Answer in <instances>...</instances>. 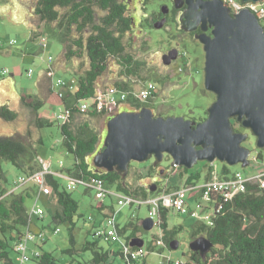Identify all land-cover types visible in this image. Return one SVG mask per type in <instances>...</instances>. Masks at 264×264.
<instances>
[{"label": "rangeland", "instance_id": "obj_1", "mask_svg": "<svg viewBox=\"0 0 264 264\" xmlns=\"http://www.w3.org/2000/svg\"><path fill=\"white\" fill-rule=\"evenodd\" d=\"M34 4L35 0H0V106L7 105L9 109L17 113V118L12 122L0 119V136L25 133L30 130L34 140L40 137L41 142L35 145L37 160L40 164L48 162L52 171L60 172L54 178L60 184V188L66 189V176L70 174L68 170L73 168L74 157L62 145L60 130L62 122L53 118L54 115L63 109V106L45 103L40 113L42 117L51 120L52 124L49 127L37 130L32 125L31 112L21 103L20 96L28 92L27 94L46 100L48 94L38 89V82L43 77L44 70L48 64L55 62L58 64L54 79L60 77L66 83H75V75L82 73L88 68L89 60L85 53L79 59L71 61H65L61 58L62 45L55 38L44 32V24L40 23L37 17L33 15ZM162 5H167L166 0H151L147 4L143 0H129L127 2V15L133 19V25L132 30L123 39L125 50L135 61L143 63V68L150 71L153 75L160 78L167 77L164 83L154 82L151 78L149 79L156 85V95L148 102L153 114L157 115L160 113L163 118L176 116L183 117L185 120L201 122L207 116V108L215 100L214 94L207 92L203 86L204 52L202 45L189 33L180 29L179 14L171 16L169 25L163 29L150 28L148 24H153V19ZM96 11L100 15V11L98 9ZM33 30L45 36L47 41L46 49L40 46L38 37L33 38ZM10 41H14V43L10 45ZM173 48H176L180 54L171 65L164 66L161 60L162 54ZM49 58H51L50 63L48 61ZM180 68L181 70H179ZM30 69L32 70V76L27 77L26 72ZM4 70H7L6 74H2ZM121 80L128 81L133 89L144 83L137 77L124 78L118 62L112 59L108 63L106 72L98 78L97 87L100 90L112 89L114 88V83ZM128 109V106L120 105L113 109L111 114H106L107 116L89 119L90 125L99 134L100 146L105 136L107 118L116 112L127 111ZM81 119L82 117H77L75 122ZM240 132L248 133L243 128ZM242 145L250 150V163L245 168H242L239 164L228 166V175L233 172H240L243 177H250L264 172V149L256 148L255 138L251 135ZM259 153L262 155L261 160L257 158ZM166 156L160 163L161 169L165 172L162 177H158L159 184H157L156 188L160 190H170L167 179L171 174L177 176L180 173L182 175L177 186L183 184L187 177V174H182L180 168L172 170V166H170L171 158H166ZM91 158L92 155L89 156L88 161H91ZM252 158H256L257 163L252 164ZM152 164V158L143 163H130L129 173H131L127 174L126 179L131 189L147 188L149 185L154 184L152 177L157 175L158 168L151 169ZM222 164L225 163L218 161H214L212 164L198 162L190 169L189 173H199V182H201L211 176L209 174L210 171L222 176ZM210 166L211 169L209 170ZM1 170L6 179L4 185L7 188H11L13 181L22 175L18 169L4 160L1 161ZM105 187L116 193L114 185L105 183ZM19 191L17 190L15 193ZM68 192L78 205L72 230L76 253L69 256L61 252L71 246L68 231L70 225L67 222H52L50 215L45 211L44 197H40L37 201L35 198L26 201V207L29 211L35 206L36 210L43 213L42 219L32 215L30 230L35 237L32 241H28L26 245L27 255H30L31 251L36 249L39 252H51L61 264H82L91 258L90 251H82V246L85 242L92 243L94 241H97V245L103 250L118 252L121 247L120 241L126 240L131 233V229H128L120 236V241L113 243L95 238L93 236L94 228L92 222L88 221V218H93L96 224L104 219V214L99 210L102 204L106 213H115V221L118 227L122 228L127 223H132L136 226V237L143 240L141 250L144 253L152 250L148 252L146 264H174L175 261L184 264L189 261V243L193 240L191 230L192 226L197 222L195 218L181 215L171 209L168 210L167 222L169 228L178 225L183 227V230L176 236L178 247L172 250L167 248L165 244L162 246L154 245V241L162 233L157 225L150 231L142 229L140 223L148 217L149 206L147 204L142 203L139 206L136 204L117 205V197L115 195L107 196L100 201L95 197L94 190L85 191L82 185H77L74 191ZM191 195L188 192L187 198L188 203L193 205L195 200ZM199 201L203 205L206 203L201 199ZM56 206V201L50 204V208H55ZM78 215L82 217H78ZM55 228L59 229L56 234L53 232ZM38 232H42L45 237L43 243H40L36 238ZM10 257L15 264L19 263V257L16 253L11 252ZM167 258H169L171 263H167ZM109 262L124 264L119 256L110 257ZM0 264L3 263L0 262ZM24 264H34V262L30 260Z\"/></svg>", "mask_w": 264, "mask_h": 264}, {"label": "trees", "instance_id": "obj_2", "mask_svg": "<svg viewBox=\"0 0 264 264\" xmlns=\"http://www.w3.org/2000/svg\"><path fill=\"white\" fill-rule=\"evenodd\" d=\"M128 1L35 0L33 15L37 17L40 23L44 24V32L62 45L61 58L65 61H71L79 59L85 53L89 60V66L82 73L75 75V90L66 92L61 99L54 94L51 80L44 74L38 84V89L41 92H47V99L43 100L37 96L24 93L20 96V101L30 110L32 125L37 130L49 127L52 124L51 120L41 116L40 111L45 103L62 105L72 111L71 117L60 125L62 145L74 157L73 168L68 170L72 176L82 179H101L106 184L114 185L116 192L146 198L161 190L156 188L155 191L151 192V185L147 188L131 189L126 178L122 179L115 171L96 170L91 161H88L89 156L101 147L99 146V134L90 125L89 119L107 116V113L106 111H93L80 114L77 108L80 100H88L100 90L97 87V80L106 72L108 63L112 59L118 62L121 67V74L126 79L137 77L145 82L151 78L154 82L158 81L160 83L167 80V77H157L144 69L143 63L135 61L125 50L123 39L132 30L133 25L132 18L127 15ZM143 1L147 4L151 0ZM96 9L100 11V15ZM148 26L151 28L152 24H148ZM32 34L33 38L40 35L39 32L34 30ZM114 88L128 93L137 90V88L133 89L128 81L123 80L115 82ZM150 100L139 102L128 98L122 105L129 107L127 111H138L143 107L151 109L148 103ZM154 116L163 117L160 113L154 114ZM77 117H82V119L75 122ZM16 118L17 113L9 109L7 105L0 106V119L12 122ZM231 123L235 132L242 131L241 125L235 119H232ZM31 134V131L27 130L25 133L0 136V262L3 264H15L10 257V253H16L14 244L22 235L23 228L25 229L30 223L26 201L34 198L36 192L33 187H26L18 193H8V189L4 185L6 179L1 170V161L9 162L22 174H30L40 170L42 164L37 160L35 145L39 144L41 139L38 137L34 140ZM257 158L261 160L262 155L259 153ZM177 168L182 170V174H187L185 184L192 185L200 181L199 173L192 174L189 173L190 170L172 166V170ZM228 173V166L222 164V176H227ZM181 178L180 173L177 176L169 175L167 179L169 189H175ZM47 182L57 204V209L50 216L51 221L54 223L67 222L70 225L68 231L71 246L61 252L71 256L76 253L72 230L78 205L66 189L60 188V184L56 179L48 177ZM208 204L209 207H206V209L208 210L211 207L213 209L209 221L206 223L197 221L192 226L191 237L195 239L201 235L205 236L212 242L213 246L205 257L189 250V261L184 264H264V189L258 188L254 183L247 182L242 192L231 197L217 194L211 197ZM99 210L102 211L104 217L107 214L115 215L114 212L106 213L102 204ZM168 212V209L159 210L158 227L162 232L161 240L163 244L170 248V242L176 240V236L183 230V227L178 225L169 228L167 222ZM78 217L82 216L78 215ZM100 222L96 224L94 220L92 222L93 228L96 229L101 224ZM128 229H131V233L125 240L127 243L136 237V226L127 223L120 228L116 224V232L119 237ZM93 236L112 243L102 237H96L94 231ZM158 239L159 237L154 241L155 246ZM132 249L136 250L138 248L132 247ZM81 250L90 251L91 253L90 260L84 261L82 264H113L109 262V259L115 256H119L124 264H131L121 252V247L118 252L107 251L99 247L97 241H94L92 243L85 242ZM31 261L34 264H61L48 251L40 252V255L31 258ZM143 264H146V262H143Z\"/></svg>", "mask_w": 264, "mask_h": 264}, {"label": "water", "instance_id": "obj_3", "mask_svg": "<svg viewBox=\"0 0 264 264\" xmlns=\"http://www.w3.org/2000/svg\"><path fill=\"white\" fill-rule=\"evenodd\" d=\"M172 2L175 9L185 5L178 17L180 29L187 33L200 30L194 37L204 52L203 86L215 100L201 122L176 116L155 117L147 107L116 113L106 122L100 149L92 154L96 170L115 171L125 179L131 162L153 158L152 165L156 166L165 155L171 158L170 166L187 170L198 162L214 161L245 168L250 150L242 143L251 135L256 148L264 149V31L256 16L248 8L231 14L221 0ZM167 11L166 5L160 7L161 14ZM165 21L162 18L153 23V28L161 29ZM177 58L178 50L173 48L161 60L169 66ZM232 119L248 133L235 132ZM155 189L152 184L150 191ZM140 224L144 231L153 228V220L148 217ZM128 244L141 248L143 240L134 237ZM212 246L201 235L189 243V250L205 257ZM169 247L177 249L178 241L170 242Z\"/></svg>", "mask_w": 264, "mask_h": 264}, {"label": "built area", "instance_id": "obj_4", "mask_svg": "<svg viewBox=\"0 0 264 264\" xmlns=\"http://www.w3.org/2000/svg\"><path fill=\"white\" fill-rule=\"evenodd\" d=\"M224 5L229 8L231 14L237 13L243 8H248L256 16L259 24L264 31V0H259L257 2H240L238 0H221ZM39 44L43 49L47 47V41L43 34L40 33L38 36ZM14 41H10L12 45ZM49 63L51 58H49ZM181 70V68L179 69ZM7 70L2 71V74H6ZM56 71L52 64L44 70V74L51 80V87L57 98L61 99L66 92H73L76 88L75 83H66L62 78L58 77L54 79ZM27 77L32 76V70L26 72ZM156 95V85L151 81L144 82L137 90L133 92L120 91L115 88H106L105 90L97 91L94 96L88 100H80L77 104V108L80 114H86L89 112H101L106 111L107 114H111L113 109L122 105L128 98L132 100H137L139 102H146L152 99ZM72 115V111L68 108L63 107L53 118L56 121L65 122ZM252 164L257 163L256 158H252ZM250 163V161H249ZM61 165V164H60ZM60 172L52 171L50 169L49 163L44 162L41 165L40 170L35 171L30 174H22L12 183L11 188L8 189V193L16 192L26 187H33L35 190L34 198L37 201L40 197H52L51 188L48 185V177L54 178ZM211 176L206 178L204 181L197 182L192 185H187L185 183L177 186L175 189L167 191L161 190L154 195H149L146 198L133 197L120 192L113 193L110 188L105 187V182L101 179H82L72 176L71 174L66 176L67 191H74L77 185H82L85 191L94 190L95 197L98 200H102L107 196L115 195L117 197V205H133L139 206L145 203L149 206L148 208V218L153 220V227L155 225L159 226L158 212L160 209L174 210L181 215H187L195 218L197 221H202L204 223L209 221L211 214L213 213L212 207H209V200L212 196L221 194L226 197H231L245 189L247 182L254 183L260 189H264V172L256 174L250 177H243L240 172H233L227 176H219L217 173L210 171ZM55 179V178H54ZM188 192L191 193V197L195 200L193 205L188 203ZM199 199L204 200L206 203L203 205ZM35 201V203H36ZM32 215H35L38 219L43 218V213L36 210L35 206L29 211L30 223ZM88 221L94 222L93 218L89 217ZM29 225L23 230L22 235L14 244V251L19 257L18 264H24L31 260V258L40 255L38 250L31 251L30 255L26 253V245L28 241H32L35 235L30 230ZM96 229H94V235L96 237H102L105 240L120 241V237L116 232V221L115 215H107L102 219ZM53 232L56 234L59 232L58 228H55ZM162 233L159 239L155 242L156 246L164 245L162 240ZM36 238L40 243L45 241V237L42 232H38ZM121 252L124 257L128 259L131 264H143L146 262L147 253H144L141 248L133 250L132 247L126 241H120ZM167 263H171L169 258H167ZM174 264H181L179 261H175Z\"/></svg>", "mask_w": 264, "mask_h": 264}, {"label": "flooded vegetation", "instance_id": "obj_5", "mask_svg": "<svg viewBox=\"0 0 264 264\" xmlns=\"http://www.w3.org/2000/svg\"><path fill=\"white\" fill-rule=\"evenodd\" d=\"M166 2H167L166 6L168 7L167 13L163 15V14H161V12L159 10V12L155 15V17L153 19L154 20L153 23H155V22L161 20L162 18H165L166 21L164 23V26L161 29H163V28H165L166 26L169 25L171 16H176L177 14L180 15L181 12L185 9V5L182 6V8H180V9H175L174 6H173L172 0H166ZM152 27H153V24H152ZM207 32L209 33V30ZM196 33H200L199 28L196 31L190 32L189 34L194 37ZM179 54H180V52L178 51V56H179ZM166 158H168V157L166 156ZM153 161H154V159H153ZM156 168H158V173H157L156 176L152 177V180L154 181V184H156V186H157V184H159L158 177H162L165 174V172H164V170L161 169V165L160 164H158L156 166H153V165L151 166V169H156Z\"/></svg>", "mask_w": 264, "mask_h": 264}, {"label": "crops", "instance_id": "obj_6", "mask_svg": "<svg viewBox=\"0 0 264 264\" xmlns=\"http://www.w3.org/2000/svg\"><path fill=\"white\" fill-rule=\"evenodd\" d=\"M54 70L56 71L58 64L57 62L52 63ZM44 75V74H43ZM43 78V77H42ZM41 78V79H42ZM41 79L39 80V82L41 81ZM38 82V84H39ZM28 93V92H27ZM26 93V94H27ZM44 201H45V211L47 214H49L50 216L52 215V213L57 209V206L55 208H50V204H53V201H56L55 197H44Z\"/></svg>", "mask_w": 264, "mask_h": 264}]
</instances>
